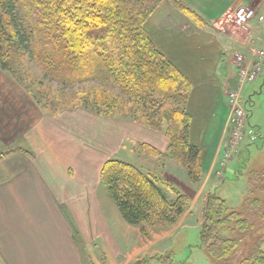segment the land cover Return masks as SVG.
Masks as SVG:
<instances>
[{
  "label": "trees",
  "instance_id": "1",
  "mask_svg": "<svg viewBox=\"0 0 264 264\" xmlns=\"http://www.w3.org/2000/svg\"><path fill=\"white\" fill-rule=\"evenodd\" d=\"M161 1L0 0V69L12 74L50 114L59 111L52 107L51 86L31 78L30 60L43 76L63 83L102 78L115 89L101 86L58 97L61 108L82 106L98 115L132 117L150 129H164L168 154L187 170L190 180L197 181L200 150L188 141L186 112L191 84L143 28ZM169 1L203 24L180 0ZM99 180L122 219L139 226L142 233H147V225L154 229L175 225L187 207V197L167 180L128 162L106 159ZM255 180L263 181L256 190ZM246 182L241 209L228 207L214 191L204 198L199 246L214 264H264V201L251 195L264 189V167L260 173L249 172ZM154 259L157 264H174L169 253Z\"/></svg>",
  "mask_w": 264,
  "mask_h": 264
},
{
  "label": "crops",
  "instance_id": "2",
  "mask_svg": "<svg viewBox=\"0 0 264 264\" xmlns=\"http://www.w3.org/2000/svg\"><path fill=\"white\" fill-rule=\"evenodd\" d=\"M180 1L193 10L204 24L192 22L164 0L146 19L143 28L157 50L191 84L186 101V112L190 118L188 140L190 144L200 150L203 174L199 181L190 183L187 172L175 160L166 155L168 140L165 132L150 129L130 120L128 121L130 124L125 123L126 126L129 125V128H125L124 133L122 132L123 145L117 157L118 160L131 163L144 171L155 172L187 197V207L176 224L165 230L151 231L149 238H145V241L139 233L140 237L137 242L128 238L130 231L137 229L122 219L114 202L112 203L105 193L99 194V202L95 196L98 191L93 186V182H95V177L97 180L99 179V171L105 160L97 164L95 172L96 161L93 151L86 150L85 157L78 156L76 149L73 150L75 146L71 147L68 138H65L58 129L60 134L58 151L53 148L54 151L48 150V156L44 155L43 159L40 156L37 161L34 159L33 164L35 165L32 167L34 169L27 175L25 172H22L21 175L15 174L16 171L13 172V179L19 176L16 178L18 182L12 187L10 185L6 187L5 197L15 194L16 187V192L20 197H22L21 194L24 196L21 203L14 196L16 201L12 202L13 205L4 207V210L1 209L0 241L5 244L0 242L1 264H82L80 253L74 252L73 246L75 245L68 243L74 241L72 239L74 234L70 229L72 225L76 227L78 233L80 232L82 239L83 235L86 236L80 216L85 214L84 201L86 200L84 198L90 194H94L95 197L94 201L89 202H93L95 207L97 203L100 211L99 217L93 216L91 219L94 222L96 219L100 221L102 246L106 250V253H103L104 264H132L134 260L138 261L144 256L149 258V262L155 260V256L165 254L161 252L162 250L169 249L170 241L178 234L179 229L184 226L195 227L201 223L206 194L224 184V180L217 184L213 183L211 173L213 175L216 171L213 166L225 136L228 119L227 89L232 87L235 78L236 66L233 62V55L242 53L249 56L252 47L264 44V0ZM240 5L249 6L255 10V17L243 29L235 28L223 20L233 8ZM263 84L264 70L253 83L244 88L243 95L247 108L250 104H255V99L262 92ZM262 104L264 102L258 108L262 109L264 113ZM248 111L251 114L249 109ZM257 122L260 124L252 123L249 116V123L259 133L260 139L255 145L259 141L261 145H264V123L260 120ZM44 127H46L45 124L36 125V131L41 130L37 131L38 135L36 133L33 135L38 136L37 141L46 147L48 134ZM132 142H135L136 145L142 143L152 147L158 154H151L152 156L146 154V156L140 157L134 153V157L133 152L128 150ZM251 145V143L243 145L237 155L235 154L233 159L228 162L227 167L223 170L224 178L231 173L238 174L240 169L245 166L246 156L249 154ZM73 158L85 159L83 178L86 187L73 191V194L80 196L79 200H82L83 207L78 208V205H72L71 202L68 203L69 205L66 204L70 210L72 209L71 218L66 220L59 200L57 207L43 198V195L52 190L47 187L44 171L40 169L43 166V169L47 168L54 176L57 167L63 172V175L60 176L66 179L65 170L71 166ZM109 158L110 156L107 159ZM140 159L143 160V163L138 161ZM28 161H31L30 158ZM18 188L21 192L18 191ZM66 190L58 186V195H61V199H63V193ZM0 196L1 199L4 195L1 193ZM89 209L95 211L92 206ZM200 210V213H194ZM6 221H10L9 224ZM96 223L98 224V222ZM99 236H101L100 233ZM88 252L90 253V251ZM86 256L92 264H98L92 260V257L90 259L88 253Z\"/></svg>",
  "mask_w": 264,
  "mask_h": 264
},
{
  "label": "rangeland",
  "instance_id": "3",
  "mask_svg": "<svg viewBox=\"0 0 264 264\" xmlns=\"http://www.w3.org/2000/svg\"><path fill=\"white\" fill-rule=\"evenodd\" d=\"M165 1L170 3V5L174 9H176V11L178 10L180 13L184 14L192 22L197 24V22L194 21V19L188 16L181 9L174 6L169 0H165ZM18 63H19L18 59H15L14 64L17 65ZM29 69L32 72L31 78H33L36 81H43L44 84L47 83L50 84L52 92L49 96H52V100H53L52 107L57 109L59 108V111H57L58 113L56 112L54 114L45 112L40 106V104L36 101L34 96L30 94L25 89V87H23L20 84V82L17 81V79L14 76H12V74H10L5 70L0 69V194L2 193V195H4L3 198L0 199V213H1V209L4 210V207L6 208V206L9 207L8 205L11 204L13 205L12 202L13 201L15 202L16 198L17 201H19L20 203L23 201L22 197L24 195L21 194L22 197H20L18 192H16L17 187L14 192L15 194L13 195L9 194L7 197H5L6 187H8V185L12 187V185L18 182L16 178H18L19 176L15 177L14 178L15 181H14L13 179L14 175L12 173L16 171L15 174L21 175L22 172L23 173L25 172V175H27L32 171V169H34L32 168L35 165L33 164L34 159H36L37 161L39 159V156L43 159L44 155L48 156V150L54 151L53 148H56L58 151V138H60L58 129L60 133L64 135L65 138H68L71 147L75 146L74 149L73 148L72 149L73 150L76 149L78 156L85 157L86 150L93 151L92 153H94L95 161H96L94 171L96 172L97 164L99 162L101 163L102 160L103 161L106 160L109 156L112 159H117V157L119 156V150L122 149V145H123V142L121 141L122 132L124 133L125 128H129V125L126 126L125 123L130 124L128 122L129 120L132 122L139 123L132 117H115V116L98 115L96 112L82 106H77L73 109L61 108V105L58 102V97H63V96L68 97L73 94H77L79 90H83V89H91V88L98 89L101 86L105 88L110 86L109 82L104 81L102 78L101 79L97 78L93 80L91 79V80L83 81L78 84L76 83L71 84L69 82L63 83L62 80L60 79L58 80V79H53L49 76L48 77L43 76V74L40 72V70L33 63L32 60H30L29 62ZM236 75L237 73L235 67V78ZM111 88L115 89L113 87ZM262 88H263L262 92L255 99V104H250L248 106V109L251 111L250 120L252 123L255 124H260V122H257V120H260L261 122L264 123L263 110L258 108V106L264 102V84ZM228 90L229 89H227V91ZM243 92L244 89L242 91V96L243 98H245ZM49 96H47V99ZM263 106L264 104H262V107ZM39 123H41V125L42 124L46 125V127H44L45 130H47V134H48L46 147L45 145H42L37 141L38 136L36 137L33 135L34 133L37 134V131L41 130L40 129L36 131L35 129L36 125L38 126ZM161 130L164 131V129ZM222 144H223V139H222ZM260 145H261L260 141L258 142L257 145L252 144L249 147V154L246 156L247 163H245V166L240 169V172L238 174L235 175V173L234 174L231 173L230 175H227L225 178H224L223 170L227 167L228 162H230L234 156H232V158H230V160L224 166H221L222 164L220 162H221L222 145L219 148L213 166L214 170L216 171L213 173V175L211 173V177H213L212 180L213 183L217 184L222 182V180H224V184L218 188L213 189L212 191L214 192L216 191L215 193L217 195L225 198V202L228 207L240 208L245 206V197H247V190H248L247 182H246L247 174H249V172L252 171L260 173L264 167V145L261 146ZM241 147L238 149L237 153L239 152ZM128 150L129 151L131 150V152H133V156L134 153L140 157H144L146 156V154L149 156H152L151 154L157 155L156 152H150L149 147L142 143L136 145L135 142H132ZM166 155L172 158L168 154V150L166 152ZM28 158H30L31 161H28ZM84 160H85L84 158L82 160L80 158L79 159L73 158V163L65 170V172L67 173V176L64 174L66 176V179L64 177H61L63 175V172H61L60 169L57 167L55 169L54 176L51 175V171L49 172L47 168L43 169L42 166L40 169L44 171V173L41 171L40 172L43 173V175H45L47 187H50V190H52V191L49 190L50 192L48 194L43 195V198L47 202L55 204L57 207L59 200L60 201L59 205L61 206L62 213L64 214V218H66V220L71 218V211H72V209L70 210V208L66 206V204L69 205L68 203L71 202L73 203L72 205H78V208L83 207V205L81 204L82 200H79L80 196L73 194V191L76 189L86 187L83 178L85 172V165L83 164ZM138 161L140 163H143L142 159ZM182 168L187 172V170L184 167ZM142 171L149 172L144 170ZM202 174H203V169H202V161H201L200 178ZM89 175H90V171H89ZM197 181L190 180V183H195ZM259 183L261 184L263 183V181L261 182L260 180L259 181L255 180V185H257L255 186V190L258 187H261ZM89 185L91 186V183H89ZM58 186L63 187V189H67L66 192L63 193V199L60 198L61 195H58ZM93 186H95L98 191V194L95 195L98 198V202L100 198L99 194L103 195L104 193L107 197H109L112 203L114 202L112 198L108 195V193L101 186L100 180L99 179L97 180L96 177H95V182H93ZM255 190L254 193H252L251 195L257 194L258 197L262 201H264V189L258 191ZM18 191H20L19 188ZM165 191L168 193L170 198L174 197V194L172 192L166 189ZM178 192L181 193L180 191ZM93 195L94 194L92 195L90 194L89 196L84 198L88 202L84 201L85 214L84 216L83 215L80 216L84 224L83 231L85 232L86 236L83 235V239H82L81 238L82 236L80 235V232L78 233L76 227L73 225L72 227L70 226V229H72V233L74 234V236H72V239L74 241L68 244L75 245L73 246L74 252L76 251L77 253H80L82 264H92L91 260L87 259L88 258L86 256L87 253L90 256V259L92 257V260L96 261L98 264H104L103 253H106V250L102 246V232L99 226L100 221L96 219L94 222L91 219L93 216L99 217V213H100L97 207V203L95 207V205H93V202H89L91 200L94 201L95 196ZM90 206H92V208L95 211L93 210L90 211L89 209ZM15 208L17 209V206H15ZM200 212L201 210L195 211L194 213L198 214ZM201 218L202 220L199 225L197 224L195 227L184 226L183 228L179 229L178 234H176L170 241L169 249L166 248V251L161 249L162 250L161 252L165 254L166 253L171 254L174 264H214L213 260L199 246V229L203 221V209H202ZM9 222L10 221H8L7 224H9ZM96 222H98V224ZM133 227H135L134 229L137 230H131L130 231L131 233L128 234V238L130 237V239H134V241L136 242L140 237L139 235H141L143 237V241H145L146 240L145 238H149V234L151 231L165 230V229H154L147 225L146 226L147 233H142L139 226H133ZM99 233L101 234V236H99ZM2 243L3 245H5L4 242ZM88 251H90V253ZM9 252L11 253L12 251ZM144 259H148V257L144 256L143 258L141 257L140 259H138V261L134 260L132 264L143 262ZM144 264H157V262L156 260H152L150 262L147 261Z\"/></svg>",
  "mask_w": 264,
  "mask_h": 264
},
{
  "label": "built area",
  "instance_id": "4",
  "mask_svg": "<svg viewBox=\"0 0 264 264\" xmlns=\"http://www.w3.org/2000/svg\"><path fill=\"white\" fill-rule=\"evenodd\" d=\"M253 17L255 11L252 7L240 5L233 8L223 20L235 28L243 29ZM233 62L237 75L232 87L227 91L228 119L221 149V166H224L244 143L257 139V131L249 124V113L242 91L264 70V44L252 47L249 56L235 53Z\"/></svg>",
  "mask_w": 264,
  "mask_h": 264
}]
</instances>
